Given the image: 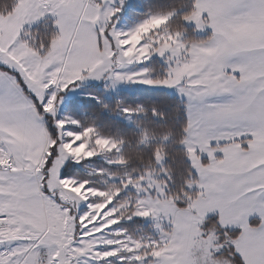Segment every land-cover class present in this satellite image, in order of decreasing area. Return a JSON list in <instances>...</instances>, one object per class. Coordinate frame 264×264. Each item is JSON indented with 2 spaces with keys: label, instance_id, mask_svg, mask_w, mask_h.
I'll use <instances>...</instances> for the list:
<instances>
[{
  "label": "snow or ice",
  "instance_id": "6c2138e0",
  "mask_svg": "<svg viewBox=\"0 0 264 264\" xmlns=\"http://www.w3.org/2000/svg\"><path fill=\"white\" fill-rule=\"evenodd\" d=\"M132 11L134 0H0V264H264V0H184L122 28ZM105 79L175 94L179 184L159 151L156 186L139 175L103 194L76 175L65 146L90 129L62 113L78 109V85ZM161 202L158 236L133 237Z\"/></svg>",
  "mask_w": 264,
  "mask_h": 264
},
{
  "label": "rangeland",
  "instance_id": "374dc122",
  "mask_svg": "<svg viewBox=\"0 0 264 264\" xmlns=\"http://www.w3.org/2000/svg\"><path fill=\"white\" fill-rule=\"evenodd\" d=\"M148 0H134V11L131 13H124L121 18V27H126L130 25L132 17L136 19H142L144 15L149 13H157L160 11H153L149 9ZM14 15V13H10ZM159 23H162L160 21ZM209 33V29L207 31ZM207 33H200V35H206ZM135 43L133 42V48L129 51H135ZM135 66H129L128 71H134ZM158 69V66H157ZM137 76L140 73H136ZM111 80L105 79L103 81L93 83H85L83 85H78L77 100L81 116L76 114L71 107H66L63 111V115L71 117L79 121V125L85 129H90L89 133L84 137V142L73 147L72 144H67L65 150L68 153L75 154L76 157L80 159V166L76 175L82 179L93 182L96 188L104 190L103 194L112 192L115 194L117 188L120 186L121 181H127L133 176L144 175L145 178L151 179L153 186L162 183L161 175V164H158L155 160L154 163L145 167L144 169H139L131 165L123 154L124 147L128 144V141L121 136L123 128L117 129V134H104L102 133L98 125L100 124V119L94 114V111L88 109L86 101H95L101 106V113L114 117L115 119L123 122L127 127H131L137 132L134 142L139 146H145L150 143H156L158 145L156 152L159 151L162 157L163 168L167 169L173 173L174 170L166 167V162H168L169 157L167 156L164 146L169 144L172 140V135L170 133H154L152 132L145 123L141 122L142 117H146L148 112H152L154 117H158V109L156 108H144L142 104L136 107L126 104L127 95H135L142 88H147L145 84L135 83V82H124L120 83L117 87H111ZM170 94L174 95L171 91ZM53 107L52 104L49 105V110ZM85 107V108H84ZM134 109L132 112H125L124 109ZM78 113V112H77ZM80 137L77 136L76 139ZM101 139H110L116 145L113 149L109 143H100ZM186 138H183L181 146L185 143ZM75 143V141H73ZM92 145V147H90ZM93 152L98 154L93 156ZM155 152V153H156ZM194 155V152L192 153ZM72 163L71 160H69ZM122 162V163H121ZM179 178V173L176 175L177 184ZM187 182V180H185ZM64 188L67 192L75 193L80 199H86L89 195L93 194L91 190L85 191L84 185H76L74 181H69L64 184ZM137 192L135 190L129 191L125 194L126 200L135 201ZM111 197H109V200ZM109 201H105L103 204L98 205V209L102 211L103 207ZM170 211L164 205L163 202L160 203V210L156 213L153 218L147 220H141L137 224L129 225V233L135 238L157 237L158 233L156 230V225H163L166 223L167 216L170 215Z\"/></svg>",
  "mask_w": 264,
  "mask_h": 264
},
{
  "label": "trees",
  "instance_id": "16d2710c",
  "mask_svg": "<svg viewBox=\"0 0 264 264\" xmlns=\"http://www.w3.org/2000/svg\"><path fill=\"white\" fill-rule=\"evenodd\" d=\"M184 0H148V7L153 11H166L170 4H182ZM173 28L176 25L172 26ZM126 104L136 107L142 104L144 108H156L158 109V117H154L152 112H148L146 117H142L141 122L145 123L147 127L154 133H170L172 140L169 144L164 146V150L169 157L166 162V167L174 170L177 173L182 168L187 167V161L184 160L186 155L184 148L181 146L183 141V134L180 131V123L177 117L179 113L177 111V98L169 92H159L152 89L142 88L135 95H127ZM87 108L94 111V114L100 119L98 125L99 130L104 134H117L116 130L123 128L121 136L128 141V144L123 149L125 159L134 167L144 169L145 167L154 163L152 158L156 152L158 145L156 143H150L145 146H139L134 142V138L137 136V132L131 127H127L123 122L101 113V106L95 101H86ZM83 108V107H82ZM81 108V109H82ZM85 108V107H84ZM81 109L76 110V114L81 116ZM81 111V112H79ZM78 112V113H77ZM71 164L70 162H68ZM180 180V176L178 178ZM179 184V181H178Z\"/></svg>",
  "mask_w": 264,
  "mask_h": 264
},
{
  "label": "crops",
  "instance_id": "0c3cea01",
  "mask_svg": "<svg viewBox=\"0 0 264 264\" xmlns=\"http://www.w3.org/2000/svg\"><path fill=\"white\" fill-rule=\"evenodd\" d=\"M208 31V30H207ZM211 32V29H209V33ZM208 34V33H207ZM186 141V140H185Z\"/></svg>",
  "mask_w": 264,
  "mask_h": 264
}]
</instances>
